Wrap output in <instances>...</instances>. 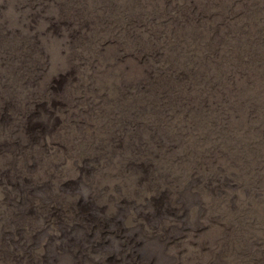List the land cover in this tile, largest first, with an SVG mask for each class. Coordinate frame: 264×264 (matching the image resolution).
I'll list each match as a JSON object with an SVG mask.
<instances>
[{"label": "rangeland", "instance_id": "374dc122", "mask_svg": "<svg viewBox=\"0 0 264 264\" xmlns=\"http://www.w3.org/2000/svg\"><path fill=\"white\" fill-rule=\"evenodd\" d=\"M0 264H264V0H0Z\"/></svg>", "mask_w": 264, "mask_h": 264}]
</instances>
